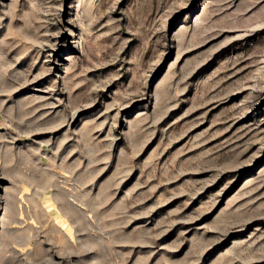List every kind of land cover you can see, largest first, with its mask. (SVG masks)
I'll use <instances>...</instances> for the list:
<instances>
[{
    "label": "rangeland",
    "instance_id": "obj_1",
    "mask_svg": "<svg viewBox=\"0 0 264 264\" xmlns=\"http://www.w3.org/2000/svg\"><path fill=\"white\" fill-rule=\"evenodd\" d=\"M0 197V264H264V0H0Z\"/></svg>",
    "mask_w": 264,
    "mask_h": 264
},
{
    "label": "bare ground",
    "instance_id": "obj_2",
    "mask_svg": "<svg viewBox=\"0 0 264 264\" xmlns=\"http://www.w3.org/2000/svg\"><path fill=\"white\" fill-rule=\"evenodd\" d=\"M5 177V176H4ZM3 176H1V178H4ZM7 194H5V200H7L8 198H6V197H8V196H6ZM4 196V195H3ZM4 200V201H5ZM2 202V198L0 197V203ZM10 202L8 201V204H9ZM8 204H7V202H6V205L8 206ZM4 206H5V204H3ZM6 206V207H7ZM14 208V207H13ZM13 208H11L10 206H9V208H8V211H7V213H5L6 214V220H8V222H10V219H12L13 218V221L15 220L14 218H15V215H16V211L14 212L12 209ZM4 209V208H3ZM15 209V208H14ZM5 210V209H4ZM7 210V209H6ZM15 213V214H14ZM17 216V215H16ZM1 217V216H0ZM3 218V217H2ZM8 218V219H7ZM17 218V217H16ZM4 220V219H3ZM6 220H4V221H6ZM16 223V222H15ZM4 225V224H3ZM3 225H2V227H3ZM5 227V226H4Z\"/></svg>",
    "mask_w": 264,
    "mask_h": 264
}]
</instances>
